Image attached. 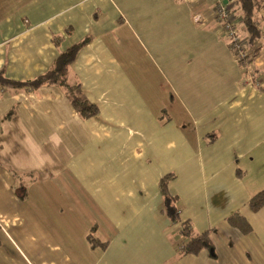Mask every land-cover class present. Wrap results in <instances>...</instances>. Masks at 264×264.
Returning a JSON list of instances; mask_svg holds the SVG:
<instances>
[{
  "label": "crops",
  "instance_id": "1",
  "mask_svg": "<svg viewBox=\"0 0 264 264\" xmlns=\"http://www.w3.org/2000/svg\"><path fill=\"white\" fill-rule=\"evenodd\" d=\"M260 16L244 69L207 0H0L3 75L32 79L86 39L70 72L98 107L80 117L55 85L0 95V264H264V205H248L264 187V0ZM164 176L215 257L178 255Z\"/></svg>",
  "mask_w": 264,
  "mask_h": 264
},
{
  "label": "trees",
  "instance_id": "2",
  "mask_svg": "<svg viewBox=\"0 0 264 264\" xmlns=\"http://www.w3.org/2000/svg\"><path fill=\"white\" fill-rule=\"evenodd\" d=\"M262 0H236L234 11L238 10L241 17V26L238 31L243 35L253 48L254 41L261 36V16L260 9ZM86 42H76L60 51L52 61L51 65L42 73L29 80H13L7 78L0 71V85L4 88H31L37 89L44 85H55L60 87L69 102L82 118L94 116L98 112V107L89 101L84 95L80 83L70 72V67L79 49ZM169 178V177H168ZM165 176L160 180V189L163 197L164 212L172 222L179 224L180 238L175 243L178 255L197 254L202 249L208 250L212 257H215L214 246L208 236L207 231H196L191 222L180 218V210L177 206V198L169 192L167 179ZM252 210H257L264 205V187L254 193L248 201ZM232 225L237 226L243 233H248L250 227L245 218L239 213H233L229 217ZM94 241L93 239H90Z\"/></svg>",
  "mask_w": 264,
  "mask_h": 264
},
{
  "label": "built area",
  "instance_id": "3",
  "mask_svg": "<svg viewBox=\"0 0 264 264\" xmlns=\"http://www.w3.org/2000/svg\"><path fill=\"white\" fill-rule=\"evenodd\" d=\"M213 8V16L215 20V28L220 36H226L228 45L237 62L242 68L249 67L251 58L254 54L253 48L249 47L247 39L238 31L241 26L240 14H236L234 7L229 4V1L224 0H207ZM197 18L194 17V21ZM5 88L0 85V95Z\"/></svg>",
  "mask_w": 264,
  "mask_h": 264
},
{
  "label": "rangeland",
  "instance_id": "4",
  "mask_svg": "<svg viewBox=\"0 0 264 264\" xmlns=\"http://www.w3.org/2000/svg\"><path fill=\"white\" fill-rule=\"evenodd\" d=\"M235 13H236V14H239V11H238V10H236V11H235Z\"/></svg>",
  "mask_w": 264,
  "mask_h": 264
},
{
  "label": "water",
  "instance_id": "5",
  "mask_svg": "<svg viewBox=\"0 0 264 264\" xmlns=\"http://www.w3.org/2000/svg\"><path fill=\"white\" fill-rule=\"evenodd\" d=\"M225 2H227V0H224Z\"/></svg>",
  "mask_w": 264,
  "mask_h": 264
}]
</instances>
